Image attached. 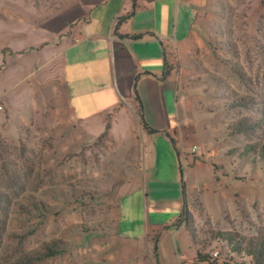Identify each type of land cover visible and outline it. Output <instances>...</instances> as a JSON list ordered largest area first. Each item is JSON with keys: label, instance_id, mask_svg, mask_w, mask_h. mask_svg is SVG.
I'll return each instance as SVG.
<instances>
[{"label": "rangeland", "instance_id": "obj_1", "mask_svg": "<svg viewBox=\"0 0 264 264\" xmlns=\"http://www.w3.org/2000/svg\"><path fill=\"white\" fill-rule=\"evenodd\" d=\"M68 1L0 0V42L12 41L9 27L27 29L31 37L32 25ZM204 22L196 26L203 44L202 73L194 79L203 110L196 120L210 127L203 142L216 154L199 159L198 166L181 159L188 209L197 234L221 229L252 235L264 231V155L243 149L264 145V126L235 133L234 124L255 123L264 105V0H229L212 7ZM19 112L0 110V158L11 160L10 169L0 163V264H154L144 254L145 184L139 190L112 188L123 177L124 143L109 136L82 141L71 125L38 118L21 127ZM156 133L139 137L145 183L154 162L163 163L170 149L166 136ZM13 170L18 176L11 179ZM178 188L183 203L181 182ZM174 197L175 188L164 187L157 205L170 207ZM202 236V251L220 256L226 250V244ZM177 240L185 264H210L194 261L185 232ZM51 244H57L53 255L47 253Z\"/></svg>", "mask_w": 264, "mask_h": 264}, {"label": "crops", "instance_id": "obj_2", "mask_svg": "<svg viewBox=\"0 0 264 264\" xmlns=\"http://www.w3.org/2000/svg\"><path fill=\"white\" fill-rule=\"evenodd\" d=\"M228 1L69 0L32 25L31 37L25 34L27 29L17 33L9 27L12 41L0 42L6 49L0 52V101L6 111H20L21 127L36 118L45 124L65 123L75 128L79 140L91 141L104 131L110 116L108 136L124 143L123 177L112 188L139 190L145 184L144 254L154 264H185L177 235L181 231L189 238L188 231L170 225L184 203L188 208L191 195L179 172L183 150L196 143L203 146V157L186 156L193 166L216 154L203 142L210 127L196 120L203 110L194 80L203 69V44L196 26L206 23L204 15L212 7ZM132 7V14L117 23ZM135 92L146 122L159 134H171L180 154L166 137L170 149L165 148L163 163L154 162L146 183L138 159L139 137L151 133L139 122ZM168 186L175 188V197L170 207L161 208L156 197ZM123 198L126 194L117 198V205Z\"/></svg>", "mask_w": 264, "mask_h": 264}, {"label": "trees", "instance_id": "obj_3", "mask_svg": "<svg viewBox=\"0 0 264 264\" xmlns=\"http://www.w3.org/2000/svg\"><path fill=\"white\" fill-rule=\"evenodd\" d=\"M51 3H54L56 0H49ZM58 9V6L56 7ZM133 12V7L126 12L125 14L121 15L117 18V23L125 21ZM140 35H134L133 37H139ZM6 51V49H2L1 52ZM167 64L165 63V74L168 72ZM135 98L137 102V114L139 117V122L141 123V126L146 129L148 132L153 133L157 130L152 128L145 120L144 112H143V104L140 99V96L138 92H135ZM240 102V101H239ZM241 102H244L243 99H241ZM260 116L256 120L255 123H251L249 121H246L245 119L239 120L236 124H234V132H248L249 130L253 129L254 127H263L264 126V105L260 107ZM110 125V116H108L105 124L104 131L97 137L98 140L104 139L108 136V129ZM165 136L169 138L171 141L175 152L177 153V156L179 157V151L176 148V143L172 137L171 134L168 132H165ZM244 154L254 153V152H260L262 155H264V145H260L258 148L256 147V144H249L244 147L243 149ZM22 154L25 155L23 152ZM1 156V155H0ZM28 159V157H27ZM26 162V160H25ZM1 165L5 166V168L10 169L11 160L8 157H1L0 158ZM214 167H216V164H213ZM24 167V166H23ZM24 169V168H23ZM179 172L181 179L183 180V168L180 163L179 158ZM9 175L11 176V179L13 177L18 176L15 170L13 172H10ZM1 192H0V201L1 198ZM171 226L175 227H181L184 226L189 234L190 237V243L192 247L195 249V257L194 261L197 262H208L210 264H217L218 258L222 259L223 264H264V231L257 232L256 234L252 235H245L241 234L234 230H221V229H209L201 232L200 234H197V231L195 230L194 223H193V216L189 209L186 206V203L183 204L181 212L175 217L173 222L170 224ZM205 238L214 239L217 240L219 243L226 244V250L221 253L220 256L212 259L211 253L208 251H202L201 248L204 247V240L203 236ZM157 235H155L156 239ZM156 245H154L153 250H156ZM57 244H51L47 247V253L49 255H53L56 252Z\"/></svg>", "mask_w": 264, "mask_h": 264}, {"label": "built area", "instance_id": "obj_4", "mask_svg": "<svg viewBox=\"0 0 264 264\" xmlns=\"http://www.w3.org/2000/svg\"><path fill=\"white\" fill-rule=\"evenodd\" d=\"M3 109V104L2 102L0 101V110ZM187 155H191V156H194V157H197V158H201L203 157L204 155V149H203V146L201 144H194L191 146V148L189 149V151H186V150H183L182 152V156H183V161L186 162V156ZM219 256V252L218 251H212L211 252V258L214 259L216 257Z\"/></svg>", "mask_w": 264, "mask_h": 264}]
</instances>
